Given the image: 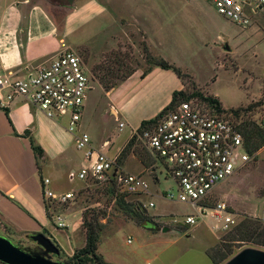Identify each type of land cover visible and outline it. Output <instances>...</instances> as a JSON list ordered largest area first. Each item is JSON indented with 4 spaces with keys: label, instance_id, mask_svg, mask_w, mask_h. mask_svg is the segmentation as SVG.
Segmentation results:
<instances>
[{
    "label": "rangeland",
    "instance_id": "obj_1",
    "mask_svg": "<svg viewBox=\"0 0 264 264\" xmlns=\"http://www.w3.org/2000/svg\"><path fill=\"white\" fill-rule=\"evenodd\" d=\"M104 1L119 16L122 25L119 38L109 46L100 48L94 63L90 60L87 48L68 50L80 56L92 72L96 68L101 69V76L108 75L117 81L119 78L124 80L133 70H147V56L173 61L179 63L184 73L192 77L191 82L194 81L200 91L217 97L224 108L247 109L253 105L252 110L243 112L241 118L264 126V14L254 16L251 26L242 29L220 15L205 0H129L133 7L128 10L123 0ZM186 2L199 4L207 14L200 8L187 5L176 8L178 4ZM158 3L166 5L162 10V24L153 16ZM144 15L147 23H143ZM84 69L89 74L86 66ZM186 83L190 88V80ZM93 86L95 91L92 92V98L100 93L103 104L99 112H95L91 104L84 130L94 135L97 142L110 139L113 145L106 152L114 158L120 148L119 157L136 133L133 134L129 126L120 130L119 123L107 111V99L103 97L99 85L93 82ZM94 112L97 114L92 119L90 116ZM137 146L140 147L138 141ZM141 156L132 152L124 157L122 169L141 175L150 186L149 193L128 195L116 187V195L112 196L107 192L109 186L105 184L82 182L79 179L71 182L67 173L62 177H54L47 170L44 171L54 191L74 193V199L68 204L50 209L52 219L47 228L50 234L47 237L61 247L62 256L46 257L62 262L85 247L83 214L95 211L106 215L105 218L101 217L104 228L99 254L112 264H214L210 255L216 254L218 257L221 254L219 251L230 246L229 231H215V221L211 217L201 218L198 209L190 204L165 198L167 192H177L175 181L167 176V170L160 162L154 161L153 165L146 166ZM79 168H75L74 172H78ZM225 182L213 191L208 204L216 206L220 202L217 195L221 191L235 197L236 208L240 206L264 218V149L244 169ZM123 194L125 206L118 203ZM151 203L155 207L151 208ZM139 205L146 209V213L136 217L133 211ZM59 215L66 219L68 228L58 227ZM188 216L197 217L198 224L187 226L185 220ZM243 216L248 215H240L238 220ZM174 220L178 223H173ZM148 223L154 225L147 228L145 224ZM7 225L10 226L9 230ZM35 233L39 232L18 229L0 215L1 236L9 234L12 239H7L13 244L29 252L45 255L43 249L29 238ZM129 239H132L131 244L128 243ZM233 246L237 253L246 248L264 251V247L252 244L238 243Z\"/></svg>",
    "mask_w": 264,
    "mask_h": 264
},
{
    "label": "crops",
    "instance_id": "obj_2",
    "mask_svg": "<svg viewBox=\"0 0 264 264\" xmlns=\"http://www.w3.org/2000/svg\"><path fill=\"white\" fill-rule=\"evenodd\" d=\"M122 2L127 10L133 7L129 0ZM183 5L200 8L199 4L191 2L180 3L176 8L181 9ZM165 6L158 3L153 11L159 24L163 23L161 16ZM200 9L207 14L204 8ZM144 16L143 23L146 22ZM121 33L118 14L104 0H0V75L11 73L23 77L28 70L48 67L65 51L82 48L88 49L90 60L94 63L98 58L96 52L109 46ZM172 62L180 67L179 63ZM85 66L89 69L87 64ZM143 73L142 69H137L108 92L99 80H94L89 69L92 86L96 82L107 99V111L112 113L119 125L124 123V128L129 126L133 134L142 122L154 119L167 108L175 92L184 89L182 80L172 70L153 68L145 77ZM94 88L89 92L84 108L82 131H85L91 104L95 112H99L103 104L100 93L92 98ZM8 110L10 119L0 107V215L22 231L48 230L50 220L41 177L48 178L44 175L45 170L54 177L70 174L75 168H81L84 155L76 148L74 135L68 130L67 118L51 120L22 98H17ZM95 112L90 116L92 119H95ZM27 132L44 150L40 166L30 139L25 136ZM90 136L92 145L97 149H101L107 141L110 145L106 151L113 145L108 138L97 142L94 135ZM217 196L236 217L248 215L264 220L257 213L240 206L236 208L235 197L228 193L220 191Z\"/></svg>",
    "mask_w": 264,
    "mask_h": 264
},
{
    "label": "built area",
    "instance_id": "obj_3",
    "mask_svg": "<svg viewBox=\"0 0 264 264\" xmlns=\"http://www.w3.org/2000/svg\"><path fill=\"white\" fill-rule=\"evenodd\" d=\"M205 1L242 29L251 26L254 16L264 14V0ZM84 67L80 56L65 51L48 67L28 70L23 77L2 74L0 107L8 110L17 98H22L51 120L68 119V130L74 135L77 150L84 155L81 169L69 174L71 182L93 181L117 187L128 195L149 193L150 186L141 175L125 172L118 164V157L107 154L109 141L97 149L92 145L90 134L82 131L84 108L93 89L92 77ZM116 118L119 121L118 114ZM119 127L122 130L125 124L120 123ZM140 139L154 161L160 162L167 176L176 183L177 192L169 191L165 198L190 204L198 209L201 218L211 217L215 231L226 233L238 224V218L225 203L213 207L203 204L221 183L254 158L247 152L244 135L230 115L220 114L196 100L185 101L165 113L157 124L149 126ZM50 186V179H43V194L50 209L65 206L74 199L73 192H54ZM150 207H155L154 203ZM57 221L59 228H68L63 216H57ZM185 224L196 226L197 217L188 216ZM128 243L131 244L132 239Z\"/></svg>",
    "mask_w": 264,
    "mask_h": 264
},
{
    "label": "trees",
    "instance_id": "obj_4",
    "mask_svg": "<svg viewBox=\"0 0 264 264\" xmlns=\"http://www.w3.org/2000/svg\"><path fill=\"white\" fill-rule=\"evenodd\" d=\"M147 61L149 63V68L144 71L143 77L147 76L148 73H150L153 68L172 70L182 80L185 88L181 91H177L174 93L170 105L167 108H165L157 117L142 122L140 128L136 131V134L132 136L131 140L124 148L122 154H120V156L118 157V164L120 167L123 166L124 157L128 156L132 152L135 154L142 155L141 159L144 165L146 166L153 165L154 159L150 155V153L145 149L140 139V136L149 126L157 124L158 120L165 113L174 110L180 103L191 100H196L200 104H206L207 106L215 109L220 114L230 115L235 120L238 128L244 135L246 150L250 154V156L255 158L256 154L264 147V126L259 125L252 121L243 120L241 118L242 113L251 111L252 108L254 107L253 105L247 107V109L239 108V109L228 110L224 108L222 102L217 97L212 95H206L203 91H200L197 84L194 81L191 82L192 77L189 74L184 73V71L180 67H177L176 65L171 64L170 62L164 59H160V58L156 59L151 56H147ZM135 71L136 70L130 72L126 77H124V80L119 78L117 81L119 82L125 81ZM110 72L113 73L111 70ZM92 74L94 78L96 77L98 78L100 84L108 92L114 89L115 87L119 86L120 84L119 82L109 78L108 75L101 76L100 75L101 69L98 68L94 69ZM189 80L191 85L190 88L192 89L191 92H190V88L187 87V83H186V81ZM5 112L7 117L10 119L9 110H5ZM25 136L30 139V143L35 153L38 166H40V160L44 156V150L39 145L36 144L35 140L30 135L29 132H27ZM137 141L139 142L141 148L137 146ZM41 181L43 182L42 177H41ZM107 192L112 196L116 195L115 188L113 187L109 186ZM118 201H119L118 203L121 206L127 205L125 204L124 194L118 199ZM45 202H46L47 215L49 220H51L52 215L50 212L51 211L50 205L46 199ZM203 204L213 207V205H210L207 202H203ZM133 213L134 216L136 217L142 216L144 215V213H146V209L143 206L139 205L137 207V210L133 211ZM101 217L105 218L106 215L96 213L95 211L85 212L83 214L82 226L86 233V245L85 247L76 251L71 257L62 261L64 264H112L108 262L102 255L99 254L101 234L104 228V224L102 223ZM9 227H10L9 225L6 226L7 230L10 229ZM41 233L45 234L46 236L50 235L48 230L46 229L42 230ZM2 235H4V237L6 238L12 239L9 234L7 235L2 234ZM228 235H229L228 242L230 243L229 244L230 246H226V248L221 252L219 251L218 253L221 254H218L219 255L218 257L216 256V254L210 255V258L212 259L214 264H225L236 254H238L233 248L234 244L245 243V244H252L254 246L264 247V221H262L259 218L243 216V218L238 222V224L231 231H229ZM57 246L61 249L59 245Z\"/></svg>",
    "mask_w": 264,
    "mask_h": 264
},
{
    "label": "water",
    "instance_id": "obj_5",
    "mask_svg": "<svg viewBox=\"0 0 264 264\" xmlns=\"http://www.w3.org/2000/svg\"><path fill=\"white\" fill-rule=\"evenodd\" d=\"M29 238L43 249L45 255L29 252L0 235V262L3 264H64L46 257V255L60 256L61 250L45 234L35 233ZM225 264H264V251L246 248Z\"/></svg>",
    "mask_w": 264,
    "mask_h": 264
},
{
    "label": "flooded vegetation",
    "instance_id": "obj_6",
    "mask_svg": "<svg viewBox=\"0 0 264 264\" xmlns=\"http://www.w3.org/2000/svg\"><path fill=\"white\" fill-rule=\"evenodd\" d=\"M152 225H154V224H150V223H148V224H147V228H150V226H152Z\"/></svg>",
    "mask_w": 264,
    "mask_h": 264
}]
</instances>
